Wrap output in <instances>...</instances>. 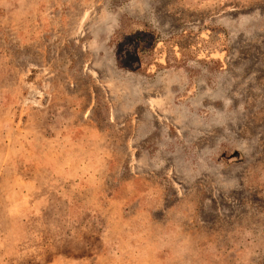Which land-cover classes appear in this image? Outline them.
<instances>
[{
  "label": "rangeland",
  "instance_id": "rangeland-1",
  "mask_svg": "<svg viewBox=\"0 0 264 264\" xmlns=\"http://www.w3.org/2000/svg\"><path fill=\"white\" fill-rule=\"evenodd\" d=\"M0 264H264V0H0Z\"/></svg>",
  "mask_w": 264,
  "mask_h": 264
}]
</instances>
